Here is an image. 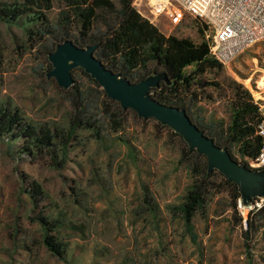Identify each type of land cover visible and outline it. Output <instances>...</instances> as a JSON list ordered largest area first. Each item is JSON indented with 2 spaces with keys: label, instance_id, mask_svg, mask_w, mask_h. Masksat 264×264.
Returning a JSON list of instances; mask_svg holds the SVG:
<instances>
[{
  "label": "rangeland",
  "instance_id": "374dc122",
  "mask_svg": "<svg viewBox=\"0 0 264 264\" xmlns=\"http://www.w3.org/2000/svg\"><path fill=\"white\" fill-rule=\"evenodd\" d=\"M135 6L149 14L144 1ZM56 11L55 5L49 16ZM158 25L198 40L192 17L177 26L162 18ZM50 65L45 45L0 21V100L32 122L62 124L68 103L45 74ZM263 75L264 42L257 41L228 65L203 73L191 90L206 117L228 122L231 85L250 91ZM104 134L97 140L77 131L61 168L0 138V264H264L263 237L254 238L248 255L224 191L194 216L192 239L175 207L190 178L166 128L130 114L122 133L127 142ZM32 181L42 189L35 204L27 191ZM39 214L59 225L53 233L65 244V258L42 243Z\"/></svg>",
  "mask_w": 264,
  "mask_h": 264
},
{
  "label": "trees",
  "instance_id": "16d2710c",
  "mask_svg": "<svg viewBox=\"0 0 264 264\" xmlns=\"http://www.w3.org/2000/svg\"><path fill=\"white\" fill-rule=\"evenodd\" d=\"M55 5L57 11L51 18L48 12ZM192 20L199 33L198 40L164 33L137 9L134 0H0V21L19 26L28 40H34L38 46L45 45L46 54L57 42L70 38L80 46L97 42L95 55L130 81L164 71L166 79L150 89L152 96L163 103L184 107L191 120L215 143L226 146L237 161L241 162L235 152L241 158L254 157L260 146L256 127L261 114L247 88L231 85L228 122L221 117H206L196 104L192 85L200 82L203 73L223 65L210 54L198 20L193 17ZM72 76L74 81L69 87L57 84L68 103L62 124L32 122L0 100V138L19 143L22 153L47 156L52 165L60 168L79 130L89 131L97 140L104 137V131L114 133L115 138L127 142L122 133L128 117L136 116V112L130 107L122 108L83 68L74 67ZM139 117L154 119L159 127L167 129L171 142L178 144V162L188 171L190 181L175 207L192 239H196L194 216L205 211L213 193L224 191L235 223L242 227L244 248L251 255L254 238L260 235L264 239V200L250 211L245 226L242 225L236 209L240 197L236 183L215 168L208 170L206 156L189 148L172 128L151 116ZM27 191L35 204L36 195L42 191L39 183L32 181ZM35 217L42 243L52 255L65 258V244L53 233H57L59 225L45 214Z\"/></svg>",
  "mask_w": 264,
  "mask_h": 264
},
{
  "label": "water",
  "instance_id": "95a60500",
  "mask_svg": "<svg viewBox=\"0 0 264 264\" xmlns=\"http://www.w3.org/2000/svg\"><path fill=\"white\" fill-rule=\"evenodd\" d=\"M97 45L94 42L80 46L70 38L57 42L47 54L51 67L46 75L54 77L59 86L67 88L74 81L72 69L83 68L122 108L130 107L138 116L155 118L179 133L189 148L204 154L208 170L215 168L236 183L242 203L250 202L255 196H264V166L250 168L237 161L226 146L215 143L191 120L184 107L163 103L151 95L150 89L166 79L164 71L130 81L120 72L107 67L95 55Z\"/></svg>",
  "mask_w": 264,
  "mask_h": 264
},
{
  "label": "built area",
  "instance_id": "2783aa9c",
  "mask_svg": "<svg viewBox=\"0 0 264 264\" xmlns=\"http://www.w3.org/2000/svg\"><path fill=\"white\" fill-rule=\"evenodd\" d=\"M139 1L145 2L149 14L137 9L157 26L162 18L171 26L179 25L186 15L197 19L205 32L210 54L223 66L252 43L264 42V0H138L135 5ZM250 91L261 114L256 127L260 146L254 157L239 160L250 168H260L264 166V75ZM263 200L264 196L252 197L248 203H242L240 197L237 199L242 225L245 226L250 211Z\"/></svg>",
  "mask_w": 264,
  "mask_h": 264
}]
</instances>
